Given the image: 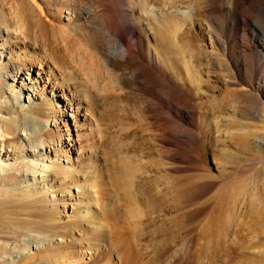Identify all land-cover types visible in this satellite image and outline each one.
<instances>
[{
	"label": "rangeland",
	"instance_id": "1",
	"mask_svg": "<svg viewBox=\"0 0 264 264\" xmlns=\"http://www.w3.org/2000/svg\"><path fill=\"white\" fill-rule=\"evenodd\" d=\"M149 1L158 7L169 4ZM170 1L180 12L193 8L194 21L178 14L177 22L168 17L161 26L151 14L141 16L138 30L147 29L149 41L159 48L157 59L148 55L144 43L109 57L118 68L110 71L100 96L90 98L97 124L79 145L91 150L95 168L108 165L110 190L122 199H105L120 210L117 217L126 224L139 264H264V0ZM17 2L27 16L13 19L15 25L23 22L24 27L31 19L38 23L42 17L52 40L58 11L67 9L73 13L72 29L85 37L97 35L102 57L113 51L115 36L107 27H97L105 21L113 33L120 29V0H0V13L14 11ZM169 31L177 33L178 44ZM159 33L171 46L160 43ZM11 35H5L11 43L0 45L5 54L8 47L15 53L31 50ZM200 45L208 55L200 54ZM194 51L195 63L211 62L207 79H199L204 68L193 75L201 80L200 92L189 80L185 63ZM65 59L58 57L60 62ZM5 96L8 89L1 83L0 117H5ZM13 133L7 137L22 145L21 132ZM2 139L0 184L7 181L18 188L22 170L8 164L20 156L18 146H3ZM50 147L45 145L47 151ZM120 175L135 176L136 205L119 191ZM131 210L135 216L127 213ZM16 236L12 228L0 227L1 254L6 239ZM0 264L6 261L0 259ZM8 264L34 260L17 258Z\"/></svg>",
	"mask_w": 264,
	"mask_h": 264
},
{
	"label": "bare ground",
	"instance_id": "2",
	"mask_svg": "<svg viewBox=\"0 0 264 264\" xmlns=\"http://www.w3.org/2000/svg\"><path fill=\"white\" fill-rule=\"evenodd\" d=\"M120 1L123 4L120 29L113 33L105 21L97 27L105 26L115 36L113 51L107 57L97 50L96 34L85 37L71 28L70 10L58 11L60 20L52 40L46 32L48 23L42 17L38 23L31 19L24 27L20 26L23 22L15 25L21 16H27L22 2L13 3L14 11L0 13V45L11 43L6 38L11 32L13 39L21 38L16 42L24 45L26 42L31 49L15 53L8 47L5 54V48H0V84L8 89V96L1 98L5 117H0V137L3 146H18L20 156L8 164L22 170L20 187H10L7 181L0 184V227L12 228L17 235L15 240L6 239V252L0 253L6 264L17 258L33 259L34 264H80L85 259V264H139L127 237L126 224L117 217L120 210L105 199V195H110L113 202L122 199L120 193L110 190L108 165L95 168L91 150L79 145V141L88 140L97 124L95 103L91 104L90 98L100 96L102 88L108 86L105 79L110 71L118 68L114 58L109 57L130 53L134 46L144 43L148 55L157 59L159 48L149 41L147 29L138 30L143 22L141 16L149 13L153 22L161 26L168 17L177 22L178 14L189 16L191 21L195 16L193 8L180 12L170 0L162 7L149 0ZM6 16L11 18L10 22ZM169 32L173 35L172 42L178 44L177 33ZM134 37L138 38L137 43ZM159 38L164 47L171 44L163 34ZM199 50L200 54H209L205 45H200ZM196 53H191L185 63L189 80L200 92L201 80L193 75L204 68L203 72L198 71L199 79L203 76L207 79L212 73L211 62L195 63ZM58 57L67 61L60 62ZM69 121L72 128L67 124ZM14 129L23 136L20 146L15 137H7ZM46 144L51 146L48 151ZM2 163L0 158V167ZM134 178L120 175L116 183L119 191L126 193L123 192L124 200L136 205ZM127 213L135 216L134 210Z\"/></svg>",
	"mask_w": 264,
	"mask_h": 264
}]
</instances>
